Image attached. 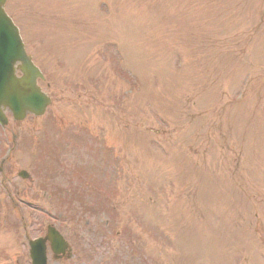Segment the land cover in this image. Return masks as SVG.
I'll return each instance as SVG.
<instances>
[{
	"label": "rangeland",
	"instance_id": "obj_1",
	"mask_svg": "<svg viewBox=\"0 0 264 264\" xmlns=\"http://www.w3.org/2000/svg\"><path fill=\"white\" fill-rule=\"evenodd\" d=\"M5 9L52 103L0 128L9 176L0 264L26 255L25 229L35 238L38 224L59 222L85 257L100 222L122 233L96 264L122 260L125 242L141 246L126 264H223V234L227 261L243 249L247 264H264V1L8 0ZM69 217L78 226L58 219Z\"/></svg>",
	"mask_w": 264,
	"mask_h": 264
},
{
	"label": "water",
	"instance_id": "obj_2",
	"mask_svg": "<svg viewBox=\"0 0 264 264\" xmlns=\"http://www.w3.org/2000/svg\"><path fill=\"white\" fill-rule=\"evenodd\" d=\"M5 1L0 0V106L9 109L19 119H23L26 112L39 116L48 101L32 85L34 76L31 75L30 68L22 67V72L25 74L22 82H16L11 75L12 65L18 59L24 65L28 64V60L24 56L16 30L3 12ZM9 51H14L18 55L10 59L3 54ZM0 117L2 118L1 113Z\"/></svg>",
	"mask_w": 264,
	"mask_h": 264
}]
</instances>
